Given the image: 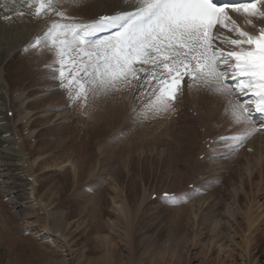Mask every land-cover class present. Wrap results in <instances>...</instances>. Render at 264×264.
Segmentation results:
<instances>
[{
	"label": "rangeland",
	"instance_id": "374dc122",
	"mask_svg": "<svg viewBox=\"0 0 264 264\" xmlns=\"http://www.w3.org/2000/svg\"><path fill=\"white\" fill-rule=\"evenodd\" d=\"M105 2L61 0L57 8L63 7L64 13L71 8L72 11L65 13L68 18L65 23H68L73 18L78 22L92 21L98 14H113L133 7L131 0ZM33 11L7 0L0 1V15L12 13L6 23L26 19L29 26L22 35L29 36L30 41L44 34L59 19L54 17L49 21L55 13L37 17ZM19 12L23 15H18ZM77 16L83 18L77 19ZM43 21L48 23L43 26ZM4 24L0 23V29L5 32L0 31V43L7 40ZM29 51L50 52L55 57L43 44ZM15 60H19V55L12 50L0 67V84L5 87L8 106L14 112L10 118L17 124L13 143L7 140L3 148L9 143L14 146L23 158L24 169L14 171L13 177L0 178V264L35 261L46 264L51 260L60 264H94L104 260L105 264H118V259H135V264H250L256 261L264 264V172L260 176L258 166L260 163L264 170V136L253 140L255 147L248 144L253 152L240 146L243 149L235 157L215 159L212 154L216 151L207 149L204 141L210 136L236 135L244 131V125H234L225 111L222 116L217 101L206 96L207 99L193 96L202 108L186 96L181 101L180 106L185 108L179 117L144 125L131 123L125 103L118 105L108 99L92 103L90 98L87 101L89 124L83 134L86 124L79 121L83 119L74 117L72 112L57 110L63 99L58 92H55L56 100L51 99L54 92H48L47 87L53 82L41 80L46 76L34 69H30L31 74L34 72L30 79L25 75L20 79L15 75L18 66L15 69L10 66ZM24 63L28 65V61ZM31 90L34 95L30 98ZM20 95L28 99H20ZM30 100L32 106L25 107ZM34 100L44 103L37 107L33 105L37 103ZM113 106L121 108V119L114 115ZM196 108L203 117L207 112L208 118L200 120ZM117 112L120 114L119 109ZM71 134H75L76 138L72 135V139L76 141L67 144ZM83 138L85 161L74 149ZM219 145L223 143L220 141ZM220 153L224 157L228 151ZM249 172H253L251 178ZM11 179L16 186L24 185L19 196L21 205L16 208L11 201L16 195L7 191ZM200 189L202 193H198ZM162 191L189 192L191 199L183 204L180 200L173 203L151 198L152 194ZM180 192L175 195L181 197ZM228 204L232 205L230 210L236 217L232 229L226 227L228 218L224 211ZM54 211L62 213L64 219L53 216ZM246 213L260 225L262 222L261 227L258 224L260 230H248ZM214 237L218 238L213 241Z\"/></svg>",
	"mask_w": 264,
	"mask_h": 264
},
{
	"label": "snow or ice",
	"instance_id": "6c2138e0",
	"mask_svg": "<svg viewBox=\"0 0 264 264\" xmlns=\"http://www.w3.org/2000/svg\"><path fill=\"white\" fill-rule=\"evenodd\" d=\"M60 2L29 0L28 7L34 16L55 13L67 20L57 8ZM262 2L131 0L132 10L87 22L55 21L31 47L43 44L54 52L48 67L73 103L86 105L89 95L138 85L145 97L139 115L147 117L172 110L185 78L190 88H208L227 98L232 123L245 126L220 138L238 150L260 130L254 114L264 119V28L258 34L245 31L230 13L252 24L248 17L264 18ZM165 198L180 200L174 194Z\"/></svg>",
	"mask_w": 264,
	"mask_h": 264
},
{
	"label": "bare ground",
	"instance_id": "6f19581e",
	"mask_svg": "<svg viewBox=\"0 0 264 264\" xmlns=\"http://www.w3.org/2000/svg\"><path fill=\"white\" fill-rule=\"evenodd\" d=\"M0 1H3V0H0ZM7 1H9V2H12V3H14V4H18V5H21V6H24V7H28V2L29 1H25V0H7ZM28 9L29 10H32L33 8H29L28 7ZM16 21V23H14V21H12L13 23H11V22H8V23H6V24H4L5 26H2V27H6V30L5 31H7V33L5 34V37L7 38V40L5 41V42H2V43H0V46H3L2 48H0V67L3 65V63H4V61H5V59L8 57V56H10V52L12 51V50H15V53L17 54V55H19V60H17V62H16V60H15V62L14 63H11L10 64V66L11 67H14V69H15V67H17V69H16V74L15 75H18L19 77H20V79L22 78V79H24V75H25V77H27V79H28V77L30 76V75H33L34 74V72H33V74H31L32 72H31V70L30 69H32V71H33V69L34 70H36L34 67L36 66V65H39L38 64V62L39 61H41L42 59H47L49 62H53V60L55 59V57L54 56H52V53H50V52H40V51H33V52H31V51H28V53H24V54H20L19 53V49L21 48V46L24 44V43H26V41L28 40L29 41V36H23L22 35V32H23V30L25 29V28H27L28 26H29V24L27 23V21H26V19H19V20H15ZM12 26H11V25ZM1 26V25H0ZM3 29H0V31L1 32H4V30L2 31ZM5 33V32H4ZM14 33H17V34H14ZM1 35V34H0ZM20 47V48H19ZM17 51V52H16ZM30 57V58H29ZM14 59V58H13ZM24 60H26V61H28V65H26L25 63H24ZM44 61V60H43ZM27 66V67H26ZM39 67V66H38ZM38 67H36V68H38ZM20 69H22V70H20ZM20 71V72H19ZM25 71H27V73H24ZM15 72V71H14ZM36 72H38L37 70H36ZM28 74V75H27ZM7 75V74H6ZM5 75V76H6ZM9 75H11V74H9ZM34 76V75H33ZM36 76V75H35ZM10 77V76H9ZM18 77V78H19ZM32 77V76H31ZM31 77H29V79L31 78ZM8 78V77H7ZM36 78V77H35ZM50 78V77H49ZM53 78V77H52ZM26 79V80H27ZM41 79V78H40ZM54 79V78H53ZM8 80V79H7ZM25 80V81H26ZM23 81V80H22ZM40 81V80H39ZM38 81V82H39ZM31 83H33V82H31ZM35 83H37V82H35ZM21 84V83H20ZM23 84V83H22ZM28 84H29V82H28ZM27 84V85H28ZM32 85H34V84H32ZM37 85H38V83H37ZM40 85V84H39ZM35 86V85H34ZM27 87H29V86H27ZM32 87V86H31ZM26 88V87H25ZM4 89H5V87L3 86V84H0V165L2 166L3 165V169L1 170L0 169V171H6L5 173H0V178H4V176H10V175H12V177H13V173H14V171H22L24 168H23V166L22 165H24V163H22L23 161V158L21 157V155L19 154V151L18 150H16V148L13 146L12 147V145L9 143L8 144V146L6 147V148H3V147H5V146H3V144H4V142L5 141H7V140H10L11 141V143H13V136H16V133H15V129L16 128H14V126H16V125H14V123H13V119H11L8 115H7V113L10 111V108H9V102L7 101V97H6V95H5V93H4ZM31 89H34V88H31ZM36 89V88H35ZM38 89H36V91H37ZM29 91V90H28ZM35 92V91H34ZM33 92V93H34ZM12 93V92H11ZM32 94V90H31V92H28V95L30 96V98L34 95H31ZM46 94V93H45ZM22 95V94H21ZM20 95V99H28L27 97L25 98H22V96ZM11 96V95H10ZM40 97V96H39ZM44 97H45V95H44ZM48 97V96H47ZM58 97V94H56L55 92L54 93H52V97H51V99H55L56 100V98ZM38 98V97H37ZM46 99V98H45ZM48 99V98H47ZM37 100H39V98L37 99ZM37 100H34V101H36L37 103H34L33 105L34 106H39V105H43V103H39ZM40 100H41V98H40ZM43 100V99H42ZM10 101H11V99H10ZM22 101V100H21ZM44 101V100H43ZM46 101V100H45ZM52 102H53V100H51ZM30 102L32 103L33 101L32 100H30V101H28L27 103H26V106L25 107H27L28 108V106H32V104H30ZM42 102V101H41ZM16 103H18V102H16ZM16 103H15V105H16ZM47 103V102H46ZM59 103V102H58ZM11 104V103H10ZM25 104V103H24ZM79 104V106L82 108V110L83 111H85V120H84V123L86 122L87 124H88V120H87V104L86 105H82V103H78ZM40 106V107H41ZM45 106V105H44ZM39 107V108H40ZM51 107V106H50ZM36 108V107H35ZM14 109V108H13ZM23 110V109H22ZM22 110H20V111H22ZM25 110V109H24ZM31 110V108L29 109V111ZM48 110V109H47ZM4 111V112H3ZM32 111V110H31ZM48 112V111H47ZM14 113V112H13ZM33 113H35V112H33ZM36 113H37V111H36ZM22 114V113H21ZM27 114H28V112H27ZM24 115H26V114H24ZM12 116H14V114L12 115ZM74 117H76V116H74ZM74 117L72 116V118H73V120H75L74 119ZM34 118V117H33ZM25 119V118H24ZM32 119V118H31ZM15 120V119H14ZM19 120H21V119H19ZM22 120H23V118H22ZM40 120V119H39ZM72 120V121H73ZM34 121V120H33ZM70 122H71V120H69ZM67 122V124H69L70 122ZM80 121V120H79ZM15 122V121H14ZM22 122V121H21ZM36 122V121H35ZM44 122V121H43ZM74 123L76 122V120L75 121H73ZM37 123V122H36ZM77 123H80V122H77ZM85 123V124H86ZM19 124V123H18ZM33 124V123H32ZM38 124L40 125V123L38 122ZM37 124V125H38ZM42 124V123H41ZM82 124V123H81ZM38 125V126H39ZM41 126V125H40ZM39 126V127H40ZM47 126V125H46ZM66 126H68V125H66ZM74 126V125H73ZM81 126H83V125H81ZM29 127H30V125H29ZM71 128H72V126H71ZM70 128V129H71ZM75 128H76V126H75ZM81 128H84V127H81ZM87 126L85 127V129H83V134H84V132L87 130ZM23 129V128H22ZM52 129V128H51ZM68 129V128H67ZM67 129H66V131H67ZM37 130V129H36ZM42 130H43V127H42ZM79 130V129H78ZM11 131V133H9ZM72 131V130H71ZM75 131V130H74ZM7 132V133H6ZM34 132H36V131H34ZM39 132V131H38ZM41 132V131H40ZM39 132V133H40ZM80 132V133H81ZM37 133V132H36ZM42 133H43V131H42ZM71 133V132H70ZM6 134H11L10 135V137H4L3 135H6ZM36 135H38V133L36 134ZM42 135H44V133L42 134ZM72 135L73 134H71V137L70 138H68V141H66L67 142V144H73V143H75V141L76 140H74L73 141V139H72ZM75 135V134H74ZM73 135V136H74ZM40 136H41V134H40ZM77 136V135H76ZM18 137V136H17ZM67 137H68V135H67ZM75 137V136H74ZM78 137H80L79 135H78ZM39 138H41V137H39ZM76 138V137H75ZM86 138V137H85ZM36 139V138H35ZM58 139V138H57ZM80 141H79V144L78 145H76V146H74V149H75V151H77V153L79 154V155H82L81 157H83L84 158V161H85V159H86V154H85V150H86V148H85V143H84V138L83 139H79ZM40 141V140H39ZM77 141H78V138H77ZM21 142H24V141H21ZM63 142H64V140H63ZM86 142V141H85ZM33 143V142H32ZM38 143V142H37ZM61 143V142H60ZM77 143V142H76ZM25 144V143H24ZM43 144V143H42ZM11 145V146H10ZM15 145V144H14ZM52 145V144H51ZM10 146V147H9ZM16 146V145H15ZM21 146H23L22 145V143H21ZM35 146V145H34ZM38 146H39V144H38ZM51 147V146H50ZM70 147V146H69ZM47 148H49V147H47ZM31 150V149H30ZM50 150V149H49ZM52 150V149H51ZM62 150V149H61ZM70 150V149H69ZM11 152H13V154H11ZM33 153V152H32ZM5 154V155H4ZM34 154V153H33ZM53 155V154H52ZM22 161V162H21ZM20 162H21V164H20ZM258 166H260V169H261V175L260 176H263V172H264V170H262L263 169V166L260 164V163H258ZM16 175V174H15ZM252 175H253V172H249V177L251 178L252 177ZM11 178V177H10ZM1 180V179H0ZM10 180V179H9ZM12 181L10 182L11 183V185L7 188V191L9 192V194L11 195V194H14V198H12L11 199V201H13L12 203L14 204L13 206H15V208L16 207H19L20 205H21V198H19V196H21L20 194L22 193V191H23V184L22 183H18L19 185H17L16 186V182H15V180L13 181V179H11ZM22 184V185H21ZM21 192V193H20ZM235 192H237V190H235ZM69 203V202H68ZM67 203V204H68ZM76 205V204H75ZM83 207V206H82ZM232 207V205L230 206V204H228V206H227V209L224 211V213H225V216H226V218H228V221L226 222V223H228V225L226 226V227H229V229H232L233 228V225H234V223H235V219H236V217H235V215H234V213L230 210V208ZM84 208V207H83ZM3 209V208H2ZM78 209V208H77ZM80 210H81V208H80ZM70 211V210H69ZM60 212H56V211H54L53 212V216L54 215H59V217H61V219L63 220L64 219V217L63 216H61V214L62 213H60ZM245 215V214H244ZM250 215V214H249ZM248 215V213H246V215H245V217L247 218L246 219V221H247V225H248V230H251V231H254L255 229L257 230H260L259 228H258V224L259 223H257V221H253V219H252V216H250V217H247V216H249ZM252 215V214H251ZM260 222H261V219H260ZM236 224V223H235ZM260 225V224H259ZM261 225H262V222H261ZM261 225L259 226V227H261ZM213 231H216V230H213ZM250 232V231H249ZM258 232V231H257ZM257 232H255V233H257ZM252 233V232H251ZM250 234V233H249ZM135 237V236H134ZM257 237V236H256ZM218 237H214V239H213V241L214 240H216ZM258 238V237H257ZM248 241V240H247ZM251 242H253V240H251ZM251 242H249V248L251 247ZM141 244V243H140ZM254 244V243H253ZM254 246V245H253ZM252 246V247H253ZM256 246H257V243H256ZM255 248V247H254ZM34 257V256H33ZM36 258V257H35ZM119 261H118V264H135V262H136V260L135 259H127V260H125V261H123V260H121V259H118ZM34 261V260H33ZM29 262V261H28ZM106 263V261L104 260V261H100V262H94V264H105ZM175 263V262H174ZM174 263H172V264H174ZM31 264H44L43 262H40V261H35V262H32ZM46 264H60V262L59 261H57V260H51L49 263H46ZM112 264V263H111ZM137 264V263H136ZM138 264H146V262L145 263H141V262H139ZM249 264V263H248ZM250 264H259V262L258 261H256V262H253V263H250Z\"/></svg>",
	"mask_w": 264,
	"mask_h": 264
}]
</instances>
